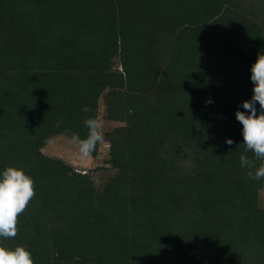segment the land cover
Returning <instances> with one entry per match:
<instances>
[{
  "label": "trees",
  "instance_id": "trees-1",
  "mask_svg": "<svg viewBox=\"0 0 264 264\" xmlns=\"http://www.w3.org/2000/svg\"><path fill=\"white\" fill-rule=\"evenodd\" d=\"M262 50L264 0H0V173L36 191L0 245L34 264H264L235 115ZM100 107L119 125L98 179L42 153Z\"/></svg>",
  "mask_w": 264,
  "mask_h": 264
},
{
  "label": "clouds",
  "instance_id": "clouds-1",
  "mask_svg": "<svg viewBox=\"0 0 264 264\" xmlns=\"http://www.w3.org/2000/svg\"><path fill=\"white\" fill-rule=\"evenodd\" d=\"M253 96L244 101L246 111L237 110L236 119L243 126V145L245 152L253 157L240 155V165L247 169V177L252 180L264 179V163L256 167V161H264V50L258 52L257 60L251 67ZM207 103H213L209 100ZM259 104V115L257 114ZM91 109L84 106L81 111L88 113ZM250 113V114H249ZM84 125L88 129L87 137L81 139L79 134L73 136V143L78 146L81 159H87L98 143L104 139L101 122L97 118H86ZM228 145L233 140L226 141ZM254 169V171H253ZM35 180L27 175L23 168L7 167L0 173V237L15 238L18 234L19 217L35 197ZM0 264H34L32 253L26 246L9 249L0 245Z\"/></svg>",
  "mask_w": 264,
  "mask_h": 264
},
{
  "label": "rangeland",
  "instance_id": "rangeland-1",
  "mask_svg": "<svg viewBox=\"0 0 264 264\" xmlns=\"http://www.w3.org/2000/svg\"><path fill=\"white\" fill-rule=\"evenodd\" d=\"M102 114L103 107H100L98 120L101 122L102 132L111 130L119 125L115 122L105 121L102 118ZM107 151V145L102 143L99 155L96 158L89 156L86 160L81 159L78 146L73 143V139L69 136L56 137L42 149L43 154L62 160L77 172H92L96 179L101 175V167H107V165H105ZM259 202L260 206L264 208V188L260 191Z\"/></svg>",
  "mask_w": 264,
  "mask_h": 264
}]
</instances>
